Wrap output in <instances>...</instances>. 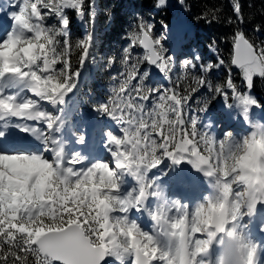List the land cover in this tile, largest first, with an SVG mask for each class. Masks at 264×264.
<instances>
[{"label":"snow or ice","instance_id":"6c2138e0","mask_svg":"<svg viewBox=\"0 0 264 264\" xmlns=\"http://www.w3.org/2000/svg\"><path fill=\"white\" fill-rule=\"evenodd\" d=\"M231 13L230 61L189 56L175 81L167 41L182 37L163 21L157 34L140 16L102 65L120 68L107 98L91 104L107 118L93 147L69 99L96 62V0H9L0 11V264H264V122L254 118L264 113L254 95L264 40L242 27L241 0ZM76 21L87 30L73 41ZM218 99L241 132L218 137L203 123ZM173 186L194 198L169 196Z\"/></svg>","mask_w":264,"mask_h":264},{"label":"trees","instance_id":"16d2710c","mask_svg":"<svg viewBox=\"0 0 264 264\" xmlns=\"http://www.w3.org/2000/svg\"><path fill=\"white\" fill-rule=\"evenodd\" d=\"M140 6L143 1L138 0ZM248 24L242 26L248 31L249 36L253 38L259 37L264 40V32L253 33L252 29L264 24V0H241ZM148 5H152V0H147ZM232 0H185V5L189 10V17L200 28H202L208 39L216 41V44L224 51L225 57L230 61L231 57V36L236 29L235 24L227 23L231 18ZM215 15L217 18L212 19ZM201 17H205L201 19ZM205 37V38H206ZM225 75L218 79V83L223 82ZM255 91L261 93L264 97V81L257 79L255 83Z\"/></svg>","mask_w":264,"mask_h":264},{"label":"rangeland","instance_id":"374dc122","mask_svg":"<svg viewBox=\"0 0 264 264\" xmlns=\"http://www.w3.org/2000/svg\"><path fill=\"white\" fill-rule=\"evenodd\" d=\"M155 2H156V0H155ZM96 4H97V0H96ZM153 10H156V11L164 10L165 11L163 13L164 15L167 14V13L171 14L170 20H173L175 22V24H176V26L174 28V33L178 32L180 34V36L182 37V39L179 42H182L186 38L197 39L196 32L194 31V26H193L194 23L192 21H190L189 18H188L187 8H186L185 5L181 6L178 3V0H168V7L166 9H156L154 7ZM169 45H170V41H169ZM202 48L206 52L204 58L207 59V60L208 59H213L216 55H220L217 47H216V49H217L216 51H212L210 49V45H207V46L202 47ZM225 70H226V67L221 69V70H216L214 72H215V75L218 76V75H220V73L222 71H225ZM193 106H195V101L193 103ZM217 107L220 109L221 113L225 111L224 108L222 107V101H220V100L218 102ZM256 111H259V110H256ZM202 118H203V116H202ZM227 121H228L227 116L224 113V117L219 119L220 127L225 124L224 131L226 129H228ZM236 127H237V125H234L233 128H236Z\"/></svg>","mask_w":264,"mask_h":264},{"label":"bare ground","instance_id":"6f19581e","mask_svg":"<svg viewBox=\"0 0 264 264\" xmlns=\"http://www.w3.org/2000/svg\"><path fill=\"white\" fill-rule=\"evenodd\" d=\"M173 29V32H174V27H171Z\"/></svg>","mask_w":264,"mask_h":264},{"label":"water","instance_id":"95a60500","mask_svg":"<svg viewBox=\"0 0 264 264\" xmlns=\"http://www.w3.org/2000/svg\"><path fill=\"white\" fill-rule=\"evenodd\" d=\"M235 70V69H234Z\"/></svg>","mask_w":264,"mask_h":264}]
</instances>
